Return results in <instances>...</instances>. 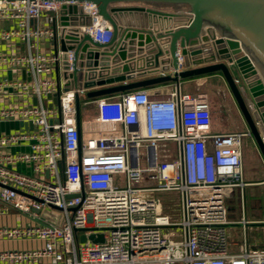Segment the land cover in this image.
Returning a JSON list of instances; mask_svg holds the SVG:
<instances>
[{
    "label": "built area",
    "instance_id": "built-area-1",
    "mask_svg": "<svg viewBox=\"0 0 264 264\" xmlns=\"http://www.w3.org/2000/svg\"><path fill=\"white\" fill-rule=\"evenodd\" d=\"M60 5L0 0V123L20 125L0 133V264H264V250L231 253L226 235L247 133L214 131L196 77L85 101L94 116L78 125L86 91L59 80L56 106L61 53L41 48ZM80 5L83 31L108 43V22Z\"/></svg>",
    "mask_w": 264,
    "mask_h": 264
},
{
    "label": "water",
    "instance_id": "water-1",
    "mask_svg": "<svg viewBox=\"0 0 264 264\" xmlns=\"http://www.w3.org/2000/svg\"><path fill=\"white\" fill-rule=\"evenodd\" d=\"M51 1L61 3L57 13H48L52 50L61 53L56 106L59 80L63 89H83L95 99L220 74L264 161V0ZM81 3L95 5L108 22V43L98 44L83 31L91 20ZM75 111L79 125V96ZM88 239L103 241L101 235Z\"/></svg>",
    "mask_w": 264,
    "mask_h": 264
},
{
    "label": "crops",
    "instance_id": "crops-1",
    "mask_svg": "<svg viewBox=\"0 0 264 264\" xmlns=\"http://www.w3.org/2000/svg\"><path fill=\"white\" fill-rule=\"evenodd\" d=\"M40 25L45 24V20L42 18L39 21ZM1 27L7 26L5 23L0 25ZM42 50L45 52H53L51 46V40H46L42 43ZM0 49L4 50V47L0 45ZM220 77V74H211L200 76L196 78H202L200 81L208 83L210 78ZM222 80V79H221ZM223 81V80H222ZM204 86V85H203ZM226 87V91L228 94L229 90ZM116 95V94H114ZM225 97V102L222 103V98L220 99L219 106V115H217V111L213 105V129L216 132H225V131H246V126L241 118L239 110L232 98L231 94L229 98L233 103V108L228 109L227 97ZM90 99L86 98L85 101H89ZM84 101V102H85ZM32 102V100H31ZM83 102V109L85 112H90V105H85ZM20 125L17 123H9L4 124L0 123V133L9 132L18 130ZM251 145L254 149V157L250 159V167L247 170L243 168V176L244 181L247 185L244 187L243 191H235L237 199L235 201H239L240 209L235 214H230L229 220L230 224L227 226L228 228L233 226L237 229L234 232H231V236L237 237L240 233L242 236V241L231 242L229 244V251L231 253H238L243 246H246L250 250H264V161L257 151L255 145L251 141ZM243 161V158H242ZM247 189V191H246ZM247 192V193H246ZM230 201V202H235ZM243 202V207H242ZM247 203L251 206L250 211L248 213L246 209ZM244 219L246 224L244 226L241 225V220Z\"/></svg>",
    "mask_w": 264,
    "mask_h": 264
},
{
    "label": "rangeland",
    "instance_id": "rangeland-1",
    "mask_svg": "<svg viewBox=\"0 0 264 264\" xmlns=\"http://www.w3.org/2000/svg\"><path fill=\"white\" fill-rule=\"evenodd\" d=\"M235 80H237V76L234 77ZM205 89H208L211 95V100L212 103L217 111V115H219V106H220V99L222 100V103L225 102V97L224 95L227 97V106L228 109H230L231 107L233 108V103L231 102L229 95L227 93L226 89V85L224 84V82L221 80L220 77H215V78H210L208 80V83H206V86L204 87ZM228 90V89H227ZM229 92V91H228ZM86 100V96L82 95L80 98V116L83 119H91L94 116V112L90 113V112H85L83 109V102ZM254 149L251 145V139L248 136H245L242 138V158H243V168L244 170H247L250 165H252V163H250V159L254 157ZM141 166H143V164H140ZM244 178V176H243ZM119 182L122 183L121 178H119ZM264 189V188H262ZM247 191V189H246ZM247 193V192H246ZM171 197L176 196L174 193L170 194ZM242 207H243V202H242ZM251 206L247 203L246 205V209L249 213ZM240 209V203L239 201H235V202H228L227 203V210H228V216L230 214H235L239 211ZM237 229L233 226L231 227H227L226 229V235H227V242L228 244H230L231 242H241L242 241V236L240 235V233L237 235V237L231 236V232Z\"/></svg>",
    "mask_w": 264,
    "mask_h": 264
},
{
    "label": "flooded vegetation",
    "instance_id": "flooded-vegetation-1",
    "mask_svg": "<svg viewBox=\"0 0 264 264\" xmlns=\"http://www.w3.org/2000/svg\"><path fill=\"white\" fill-rule=\"evenodd\" d=\"M246 126V125H245ZM246 133H247V135L246 136H248V137H250V139H251V141L253 142V139H252V137H251V131L249 130V128L246 126V131H245Z\"/></svg>",
    "mask_w": 264,
    "mask_h": 264
}]
</instances>
